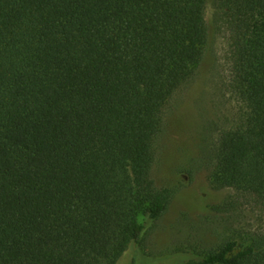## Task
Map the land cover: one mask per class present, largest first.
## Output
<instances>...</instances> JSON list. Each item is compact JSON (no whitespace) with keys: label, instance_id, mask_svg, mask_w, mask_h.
<instances>
[{"label":"trees","instance_id":"16d2710c","mask_svg":"<svg viewBox=\"0 0 264 264\" xmlns=\"http://www.w3.org/2000/svg\"><path fill=\"white\" fill-rule=\"evenodd\" d=\"M210 4L244 107L218 130L209 179L234 194L193 225L209 238L144 259L264 264V232L236 220L242 202L264 207V0H0V264L147 248L180 192L154 172L167 110L208 52Z\"/></svg>","mask_w":264,"mask_h":264},{"label":"rangeland","instance_id":"374dc122","mask_svg":"<svg viewBox=\"0 0 264 264\" xmlns=\"http://www.w3.org/2000/svg\"><path fill=\"white\" fill-rule=\"evenodd\" d=\"M214 12L210 4L207 9L210 44L199 75L177 93L167 110L164 149L154 172L159 184L177 186L180 192L170 210L157 222L147 248L131 245L119 264H150L145 262L144 258H150L146 252L159 255L188 241L209 238L210 232L199 230L208 228L206 221L198 230L193 225H199L202 217L210 216L214 205L224 203L234 194L231 188L213 189L209 179V155L218 130L230 125L244 107L232 85L229 32L216 20ZM236 215L237 224L264 232V207L242 202ZM169 257L171 263L177 261Z\"/></svg>","mask_w":264,"mask_h":264}]
</instances>
